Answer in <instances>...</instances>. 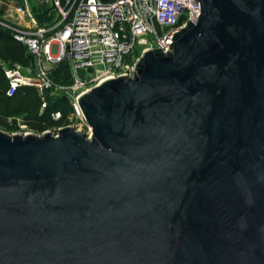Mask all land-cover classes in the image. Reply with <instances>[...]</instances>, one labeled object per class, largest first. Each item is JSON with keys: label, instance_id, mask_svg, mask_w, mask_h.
Here are the masks:
<instances>
[{"label": "water", "instance_id": "obj_1", "mask_svg": "<svg viewBox=\"0 0 264 264\" xmlns=\"http://www.w3.org/2000/svg\"><path fill=\"white\" fill-rule=\"evenodd\" d=\"M169 49L0 130V264H264V0H196Z\"/></svg>", "mask_w": 264, "mask_h": 264}, {"label": "built area", "instance_id": "obj_2", "mask_svg": "<svg viewBox=\"0 0 264 264\" xmlns=\"http://www.w3.org/2000/svg\"><path fill=\"white\" fill-rule=\"evenodd\" d=\"M0 3L19 17L14 23L0 18V25L24 45L32 60V66L27 68L29 76L23 75L17 62L2 66L6 80L4 94L10 97L20 87H34L43 109L45 91L51 95L62 93L70 98L76 122L86 126L85 134L89 127L76 96L90 82L130 74L143 49L168 50L173 33L185 22H194L199 13L196 0H0ZM34 9L48 19L39 23ZM63 63L68 67L70 81L52 86L50 73ZM49 115L57 119L59 111ZM59 127L51 133L55 134ZM25 128V124L19 125L24 130L21 133L28 132Z\"/></svg>", "mask_w": 264, "mask_h": 264}, {"label": "trees", "instance_id": "obj_3", "mask_svg": "<svg viewBox=\"0 0 264 264\" xmlns=\"http://www.w3.org/2000/svg\"><path fill=\"white\" fill-rule=\"evenodd\" d=\"M36 11L38 9H34V14L39 23L47 18L44 17L43 13H36ZM1 13L2 6H0V16ZM24 58L27 60L30 58L24 45L13 39L8 28L0 25V60L7 63H21ZM60 67H64V64H60ZM5 86L6 80L0 69V117L24 113V119H27L28 122H34L33 124H29L31 127L37 131H43L53 125L52 122L56 126L62 125L60 123L63 122V119L71 111V105L62 95L55 99L47 98L46 105L42 110L43 112L39 114L37 113L39 98L33 88L26 86L20 87L9 97L4 94ZM55 110L59 111V118L56 121H52L49 113Z\"/></svg>", "mask_w": 264, "mask_h": 264}, {"label": "rangeland", "instance_id": "obj_4", "mask_svg": "<svg viewBox=\"0 0 264 264\" xmlns=\"http://www.w3.org/2000/svg\"><path fill=\"white\" fill-rule=\"evenodd\" d=\"M0 6H2L1 18L3 20H7L10 22H17L18 21L19 17L16 14H14L12 10H7L8 7L4 3H0ZM0 63H1V60H0ZM6 64H9V63L5 62V63L0 64L1 71H2V66L6 65ZM19 64L22 67L21 72L23 73V75H25V76L31 75V73L27 70V68H30L32 66L31 58H29L28 60L26 58H24V60ZM50 79L53 82L52 86H54L56 84H68L70 80H69L67 65L64 64V67H60V65L55 67L50 73ZM94 83H96V82H90L88 84V86L90 87ZM31 88L34 89V87H31ZM51 90H52V88L50 89V91ZM34 91L36 92L35 89H34ZM36 95H37V92H36ZM44 95L46 96V101H47V98L48 99H55L56 97L62 96L63 94L62 93H55L54 95H51L50 92L45 91ZM63 96L66 98L67 102L70 103V98L66 97L65 95H63ZM19 101H20V99H19ZM42 110L43 109H40V107L38 106L37 113L41 114L43 112ZM23 116H24V113L0 117V130L4 131L6 133H14V132L21 133V131H24V130L19 129V125L25 124L26 125L25 130H27L28 132L39 133L40 131H37L36 129L31 127V125H29V124H33L34 122L33 121L28 122V120L24 119ZM50 119L52 121L57 120V119H53L51 117H50ZM52 124L53 125L49 126V128L45 129V130H49L50 132H54V128H56L57 126L55 125L54 122H52ZM60 124H62V125H58V126L71 125V126L76 127V128L79 127V129L83 132L87 130L86 126L84 124L76 122L71 111L66 115V117L63 119V122H61Z\"/></svg>", "mask_w": 264, "mask_h": 264}, {"label": "crops", "instance_id": "obj_5", "mask_svg": "<svg viewBox=\"0 0 264 264\" xmlns=\"http://www.w3.org/2000/svg\"><path fill=\"white\" fill-rule=\"evenodd\" d=\"M44 17H45V16H44ZM0 18H1V16H0ZM15 18H16V17H15ZM1 19H2V18H1ZM45 19H48V17L45 18ZM45 19H44V20H45ZM44 20H42V21H44ZM12 23H14V22H12ZM1 63H5V62H4V61H1ZM1 63H0V64H1Z\"/></svg>", "mask_w": 264, "mask_h": 264}]
</instances>
